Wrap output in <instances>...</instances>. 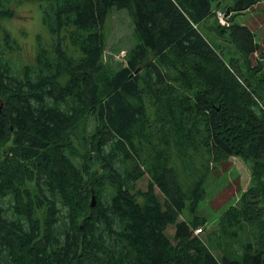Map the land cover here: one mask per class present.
<instances>
[{"label":"trees","instance_id":"16d2710c","mask_svg":"<svg viewBox=\"0 0 264 264\" xmlns=\"http://www.w3.org/2000/svg\"><path fill=\"white\" fill-rule=\"evenodd\" d=\"M257 2L0 0V21L39 5L51 39L19 63L0 23V264H264V49L232 22ZM113 9L139 42L107 70ZM213 17L236 55L200 28ZM232 155L250 184L195 234L207 178Z\"/></svg>","mask_w":264,"mask_h":264},{"label":"rangeland","instance_id":"374dc122","mask_svg":"<svg viewBox=\"0 0 264 264\" xmlns=\"http://www.w3.org/2000/svg\"><path fill=\"white\" fill-rule=\"evenodd\" d=\"M212 8H214L215 18L216 12L219 10L228 13L224 9L217 8L216 3H213ZM40 10L39 5L27 3L18 8L10 17L0 21L2 29H5L13 38H9V44L16 46L15 58L19 63H33L36 47L45 46L51 40L50 35L43 27ZM214 17L213 20L210 19L207 22L212 24L211 31L215 30ZM232 22L249 26L255 32L256 40L260 44L258 52L264 49V0H259L247 11L233 14ZM105 27L107 40L104 48V59L108 70L110 66L116 67L118 63L124 64L128 53L139 40L124 9H113L107 17ZM200 28L208 38L219 44L225 53L229 52L236 55L234 47L225 39V36L215 34L214 31H207L203 28V24L200 25ZM3 38L4 35L2 36L0 32V42H3ZM7 52L13 53L14 50L8 49ZM258 52L251 56L252 61L255 60ZM82 126H84L82 135H85L93 129L94 124L91 125L87 119ZM144 179L146 180V178ZM145 180L139 181L137 187L145 189L147 185ZM250 180L251 162L240 156L232 155L216 165L205 183L206 195L199 201L198 205V213L207 218L208 224V227H204L200 233L205 229L212 228L211 226L216 224L221 212L231 204L236 203L248 188ZM188 214V210L185 209L182 216L187 217Z\"/></svg>","mask_w":264,"mask_h":264},{"label":"built area","instance_id":"2783aa9c","mask_svg":"<svg viewBox=\"0 0 264 264\" xmlns=\"http://www.w3.org/2000/svg\"><path fill=\"white\" fill-rule=\"evenodd\" d=\"M229 16H230V13L226 14L223 12H217L216 18L220 25L227 27L230 25ZM200 230H201L200 228H196L195 233L200 232Z\"/></svg>","mask_w":264,"mask_h":264},{"label":"water","instance_id":"95a60500","mask_svg":"<svg viewBox=\"0 0 264 264\" xmlns=\"http://www.w3.org/2000/svg\"><path fill=\"white\" fill-rule=\"evenodd\" d=\"M1 105H2V103H1ZM93 199H94V198H93ZM93 199H92V202H91L92 205H93V203H94Z\"/></svg>","mask_w":264,"mask_h":264},{"label":"bare ground","instance_id":"6f19581e","mask_svg":"<svg viewBox=\"0 0 264 264\" xmlns=\"http://www.w3.org/2000/svg\"><path fill=\"white\" fill-rule=\"evenodd\" d=\"M217 12H223V11H220V10H219V11H217ZM217 12H216V13H217ZM223 13H225V12H223Z\"/></svg>","mask_w":264,"mask_h":264}]
</instances>
